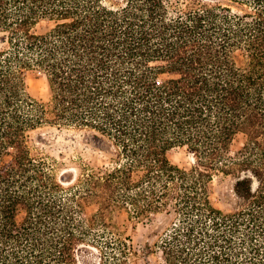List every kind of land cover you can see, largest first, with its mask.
Segmentation results:
<instances>
[{
	"label": "trees",
	"instance_id": "16d2710c",
	"mask_svg": "<svg viewBox=\"0 0 264 264\" xmlns=\"http://www.w3.org/2000/svg\"><path fill=\"white\" fill-rule=\"evenodd\" d=\"M44 127L103 163L59 175L30 147ZM216 173L236 180L227 212ZM123 211L164 214L167 264H264V0H0V264H131Z\"/></svg>",
	"mask_w": 264,
	"mask_h": 264
},
{
	"label": "rangeland",
	"instance_id": "374dc122",
	"mask_svg": "<svg viewBox=\"0 0 264 264\" xmlns=\"http://www.w3.org/2000/svg\"><path fill=\"white\" fill-rule=\"evenodd\" d=\"M28 85L36 99L48 100V81L43 73L32 72L28 77ZM74 138L75 134L72 131L59 132L55 128L44 127L31 133L30 147L34 156L57 159L60 163L57 166L59 175H63L67 171L75 172V168H78L76 162L80 161V158L93 162L100 160L99 163H103L104 158L94 156V152L82 143L81 137ZM246 140L247 137L244 134L236 136L231 148L232 155H235L244 146ZM169 157L175 165L185 169H191L197 163L196 157L189 152L187 147H175L170 151ZM235 181V177L232 176L228 177L217 173L214 175L212 200L217 208L227 212L236 205L238 198L234 189ZM96 211L97 206H87L88 216ZM118 222L125 234L112 238L114 241H122L128 245L129 248L126 250L128 262L131 264H167L163 247L166 233V231L164 232V214L152 215L147 220H139L123 211L118 214ZM89 251L83 253V258L93 264H98L101 257L105 258V264H112L111 262L116 264L125 259V254L120 253L119 250L114 253L120 259L119 261L110 259L111 254L107 249L103 254L92 248Z\"/></svg>",
	"mask_w": 264,
	"mask_h": 264
}]
</instances>
